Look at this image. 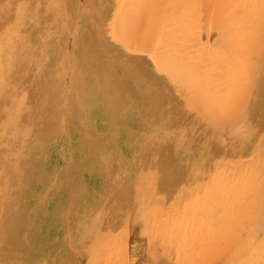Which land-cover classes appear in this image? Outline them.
<instances>
[{
	"label": "rangeland",
	"instance_id": "1",
	"mask_svg": "<svg viewBox=\"0 0 264 264\" xmlns=\"http://www.w3.org/2000/svg\"><path fill=\"white\" fill-rule=\"evenodd\" d=\"M61 1L67 5L64 3V7H61ZM61 1L0 0V20L7 18L6 11L11 8L14 10L31 4L29 13L34 8L36 10L38 5L42 9L48 8L45 18L55 17L51 18L56 33L65 35L68 42L64 49L55 50L43 61L39 54L33 53V60L30 59L25 71L26 74L28 72L27 76L22 75V78L14 80V74L11 73L0 79V264H75L76 261L81 264H161V261L162 264H214L213 252L216 250L218 253L214 254L222 256L223 250L228 247L240 249L236 252L237 256L232 257L237 264H264V234L258 236V241L255 240L264 217V159H243L237 165L222 167L220 161L202 156L204 151L200 149L201 157L208 158L204 160L206 165H202V159L197 156L188 157L183 149L201 143L192 142L193 136L179 128L181 119L178 114L185 112L180 104L187 99L193 108V103L200 101L203 104L201 100L209 98V107L204 110L203 107L207 105H202V109L208 110L205 112L207 114L217 113L225 106L223 101L226 98L210 95L201 100L197 98V101L194 97L196 101L190 103L194 101L193 97L190 101L188 96L176 94L173 86L169 89L161 81L162 77L158 78L157 68L154 69L157 62L152 59V50L149 51L154 46V56H157L155 59L160 64L157 66L158 71L164 78L163 74H169L173 68L182 75L181 65H176L180 66L178 71L175 69L178 67L172 65L173 60L176 62L181 59L179 63L183 61L187 64L185 68L190 67V72L194 74L189 84H195L198 83L197 73L205 72L219 60L223 65L220 69L215 66L211 69V81L215 82L216 76L220 75L222 82L226 79L223 86L227 87L226 81L229 85L234 73L233 80L246 82L254 71L253 63L246 58L251 57L259 46L253 44L256 31L251 28V15L255 13V7H244L236 16L231 12L235 10L234 6L221 4L216 8L220 19L213 22L201 15L199 2L195 3L194 0L192 5L189 3L191 14L185 20H179L180 13L175 10L176 6L172 7L175 12L167 5L166 11H158L155 15L156 21L161 20L165 25L158 23L162 38L157 37L155 45L152 43V47L150 44V47L145 48L148 50L144 58L137 60L121 57L111 44L114 45L120 39L125 41L126 36L135 38L138 35L136 27L139 30V26L136 22L141 21L144 14L143 18L140 15V19L132 8L135 12L136 9L140 11L150 3L149 0H138L139 3L137 0H118L116 11L121 15L110 21L107 20L109 0ZM150 1L159 6L169 2ZM59 12L65 25L61 24ZM122 13V23L128 22L127 25L136 31L129 36L132 29L123 25L127 29L121 26L126 31L122 34L126 35H119L120 38L116 40L119 34V31L115 32L119 28L116 21L123 17ZM127 14L131 16L127 17L128 21L125 19ZM133 14L140 20L136 16L132 18ZM103 22L106 25L105 37L99 31ZM113 22L117 24L116 27ZM221 25L224 26L222 36L215 35L214 41L206 46L208 29L213 30ZM167 27L169 31L172 28L182 31L184 36L177 35L166 40L164 34ZM190 27H193V31L186 33ZM216 39L220 42L215 47L213 44ZM10 43H14L11 29L0 32V56L2 52H10ZM244 58L246 64L242 62ZM162 65L165 66L164 72L160 71ZM166 66L172 70L170 68L169 72ZM13 80L10 86L9 82ZM180 83L177 80L176 85ZM215 103H218L219 109L211 106ZM157 116L166 128H158L151 123L156 121L153 117ZM182 119L190 124L192 118L186 116ZM246 122L241 134L248 135L247 141L250 142L253 132L250 135L248 118ZM254 129L256 132L258 128L252 123V131ZM154 130L163 131L156 135L163 136L165 140L170 132L174 140L182 139L179 143L169 145L163 140L152 142ZM240 141H244L242 136ZM203 144L210 147L216 143ZM195 150H188L187 154L192 156ZM218 151L225 157L223 150ZM175 178H179L180 183L176 191L169 193L166 182ZM220 178H223V182ZM219 184L221 187H217ZM162 186L166 188L164 191ZM251 186H255V190L248 189ZM216 188L219 189L216 191ZM239 194L241 198L237 199ZM128 195H133L136 208L129 206L132 199ZM257 204L262 206L260 210L255 209H258ZM214 205L218 207H214L216 211ZM244 206H247V215H252L253 222L246 221L248 225H245V219L250 220V217H242L243 222L238 217L245 214L242 212ZM233 209L241 211L234 213ZM249 209H253L251 212H260L255 211L253 214ZM231 212L237 214L236 225L238 221H241V226L245 225L241 227L243 231H240V226L236 228L240 236L235 233L237 235L234 237L232 232L229 234L234 240L230 236L227 238L232 231L228 229L236 226L231 225L233 223L230 220L235 218ZM257 215L259 217L255 219ZM226 216L229 219L225 220L228 218ZM249 222L257 228L249 226ZM204 224H210V231L206 225L203 228ZM249 228L252 229L251 235L248 233ZM204 233L208 237H203ZM201 236L205 240L200 239ZM221 236L223 238L220 239ZM136 238L140 239L141 244L131 248ZM243 242L248 243L249 248ZM250 245L252 251L248 254L246 250L250 249ZM224 258L216 264H225L229 254Z\"/></svg>",
	"mask_w": 264,
	"mask_h": 264
},
{
	"label": "bare ground",
	"instance_id": "2",
	"mask_svg": "<svg viewBox=\"0 0 264 264\" xmlns=\"http://www.w3.org/2000/svg\"><path fill=\"white\" fill-rule=\"evenodd\" d=\"M66 1L69 3L72 0H66ZM141 1L144 2V0H141ZM146 1H148V0H146ZM146 1H145V4L147 3ZM194 1H195V3L199 2V8L198 9H199L201 15L202 16L203 15L206 16V18L209 17L213 22H214L215 19L218 20V18H219V17H217V14H219V13L216 11V8L219 5H221V4L226 3V4L230 5L231 7L234 6L235 7V10L232 9L231 12L233 13V15H236V16H238V12H242L241 11L242 8L246 7L247 9H249V6H252V7L254 6L255 7V13L253 14L254 16L251 15L252 16L251 17V19H252V21H251V24H252L251 25V28H252V31L253 30L256 31V32H254L255 37H254V40H253V44L254 45L255 44H258L259 46L257 45L258 48L256 47L257 50L254 51V53L252 51L253 55L252 56L250 55L251 57H249V58L247 57L246 58L247 61H248V59H250V61L253 63V68H254L253 70L254 71L252 69L251 70L253 72L248 71V72H251V78L246 79V82H242V81H240V79L239 80L238 79L237 80H233L232 77H234L233 76L234 73L233 74L231 73L232 74L231 79L233 81L231 79H229V82H230L229 85H228V81H226L227 87H224L223 86V84H225V80L226 79L225 80L223 79L224 81L222 82L221 81V78L222 77L220 78V75L219 74H217V75H219V77L216 76L215 82L214 81H211L209 79L210 73L212 72V70H213L212 68L214 66L217 67V68H219V69L222 67L223 63H219L220 62L219 60H218V62L215 61L214 66H212L211 68H207L205 72H199V73H197V77L196 78H197L198 83L196 82L195 84L194 83L193 84L192 83L189 84L190 83V80L189 79H191L192 77H194V74H192L190 72V70H192L190 67H187L188 70L185 68V65H187V64L183 63V61L181 63H179L181 61V59H179L176 62H174L175 60H173V62H172L173 64L172 63L171 64L172 65L175 64L174 66L175 67H178V68H175V69H177V71L181 68L180 69V72H181L182 69H183V73H182V75H180L179 71L177 73L176 70H174V68H173V71H171L172 68L169 67V66L168 67L166 66L167 67V70H169V72L170 71L171 72L169 74H166V75L163 74L166 77V78H164L159 73V71H158V69H159L158 67L160 66V64L157 61L158 59H155L157 56H154V54H155V52H154L155 50H153L154 49V46H153L152 49L149 50V51L152 50V52L154 53L153 54V57L154 58L152 57V55L150 57H152V59L155 62H157V65H155L156 67L154 69L157 68L156 69V72L158 73L157 74L158 75V78L159 77H162V80L161 81L164 82L169 89L173 86L176 94H179L180 96H185L186 98L188 96V98H191L190 101H192V97L193 98L195 97L196 99L199 98L201 100V98H204V97H207L208 98V96H210V95H213V96H216V97L218 96V97H220V99L221 98H226L225 99L226 101H223V104L225 106H223L222 108H220V107L217 106L218 103L217 104L215 103L214 106H213V104L211 105L212 107L217 106L218 109L220 108V111L217 112V113H215V112H208L209 114L205 113L206 111H208V110H206V111H204V110L207 109V107H209L208 104H207V103L210 102V101L207 102V100L209 98L206 99V100H205V98L202 99L201 102L203 101V104L202 103L200 104L199 103L200 101L199 102H196L197 104L199 103V105H197L196 103H193V102L196 101L195 98L193 99L194 101H192V102L189 101L190 103H193L194 104L195 107L193 106V108H191L190 104L186 101L187 99L183 102V104L182 103L180 104L181 107H182V109L185 112L181 111L178 114V118L181 119L180 120V123H179V128L181 129V131L188 132L189 133V136H193V138H191L192 139L191 140L192 142H200L201 143V145H199V146L189 145V146H187L186 149H183V151H184V153L188 157L197 156V157L201 158L202 159V163H203L202 165H206L204 163V160L205 159H208V158L201 157V154H200L201 151H204L202 153V156H208V157L214 158L215 160L220 161L219 164L222 167L228 166V165H237L238 162H240L243 159H246V161H248V160H250L252 158H263L264 159V28H263V26H264V0H243V2L242 1H238V0H194ZM121 2H122V0H121ZM139 2L140 1H138L137 3H139ZM149 2H150L149 4L147 3L145 5L144 9L142 7L143 12L141 11L142 9H140V11H139V9H136L137 12H135L134 11L135 9L132 8L133 12L134 13H137V15L139 17H140V15L142 17L143 14H144V18L142 17L143 19L141 21H139L138 23L136 22V20L139 19L138 16H136L134 14L132 15V18H134L133 16H136V18H137L135 20V22H136V25L139 26V30H138V28L136 27L135 24H132L133 21L130 22V24H132L133 26L136 27L137 31L139 32L138 35H136L135 38L126 36L125 37V41L122 40V39H120L121 41L118 40L116 43H114V45L111 44V47H113L115 49V52L116 53H119L121 57L124 56V57H129V58H135L137 60H142L144 58V53H146L147 50H148V49H145V48L148 47L150 44H151V47H152V43L155 45L156 42H157V37L162 38V36L160 35L162 32L160 31V28L158 26V23L160 24L161 20H159V22H158V20L156 21L155 15H156V13H158V11L159 12L162 11V10H165L166 11L165 6L170 5V9H172V10H174V8H172V7L173 6H176L175 7L176 8L175 10L176 11L178 10L177 13H180L179 14V17H180L179 20H185L191 14L189 10L191 9L190 4L192 5V0H172V1L169 0L168 3L165 2L164 4H162L160 6L159 5H156V2L155 3H151L150 0H149ZM64 3H66V2H64V1L62 2L61 1V3H60L61 7H64ZM109 3H110V12L107 14V20L108 21L114 20V18L116 19L117 17H119V15H121V14H119L116 11V8L118 6V0H109ZM120 4H119V6H120ZM66 5H67V3H66ZM131 5H132V3H131ZM135 5H136V3H135ZM138 5L139 4H137V7H138ZM128 6H130V5H128ZM132 6L134 7V4ZM31 7H32V5L30 4V5H26V6H21L19 8H14V10H13V8H11V9H9V10L6 11L7 12V15H6L7 18L0 20V32H2V31H8V30L11 29V31L13 32V41H14L13 45L10 43V52L8 51L7 54H4L5 52H2L1 53V56H0V79H3V78L8 77L9 75H11V73L14 74V80L16 78H19V77L22 78V75L23 76L24 75L27 76L28 72L26 74L25 71H27V69H28L27 66L29 64L30 59H31V61L33 60L32 57H31V55L33 53L39 54L41 56L40 57V60L43 61L44 59H48L49 56H50V54L53 53L55 50L59 51V49L60 50L61 49H64L65 48V44L68 43L67 42V38L65 37V35L61 36L62 34L61 35H58L56 33V30L54 29V27L52 25V18H51V17H53V18H55V17L54 16H51V17L49 16V17H47V19L45 18V16L48 15V8L42 9V6L41 5H38V7H36V10L34 8V10L29 13ZM16 9H17V11H15ZM118 10H120L119 7H118ZM61 12H59L60 13V20H62L61 24L63 25L64 23H63V17L61 15ZM116 12H117V16H115L116 15ZM231 12H230V14H231ZM126 13H128V11ZM128 14L131 15V13H128ZM128 14H127V16L125 18L127 21H128L127 17L129 16ZM163 14H164V12H163ZM122 16H123V13H122ZM129 17L131 18V16H129ZM141 17H140V19H141ZM223 17H225V16H223ZM123 19H124V16L122 18L121 17L118 18V22L116 21V23H118V27H119V28H116L117 31H115L116 29L114 28V26L115 25L117 26V24L113 22L114 23V26H113L114 31L116 33H118V31H119V34H117V35L113 31L114 32V35H116V40H117V37L120 38L119 35L120 36L122 35V37H124L126 35V34L125 35H123V34H124V32L126 33L125 30L127 29V27H125V26L128 24V22L125 20L127 22V24L124 23V22L122 23ZM158 19H160V18H158ZM54 20L56 21V19H54ZM131 20H133V19H131ZM228 21L229 20H227V22ZM237 21H239V19ZM120 22L122 23V25H120ZM135 22H133V23H135ZM161 24H162V22H161ZM174 24L175 23H172V25H174ZM123 25H125V26L123 27ZM162 25H164V24H162ZM224 25H226V24H224ZM98 26H99V24H98ZM121 26L125 30H123ZM127 26H130V25H127ZM164 26L161 27L163 30H164V28H163ZM222 26L223 25L216 26L213 30L210 29L211 31L208 29L209 32L207 33L206 46H207V43H208V45L211 44V42H212V40H213V38H214L215 35H218L219 37L222 36V33L224 31V26L223 27ZM99 28H100L99 31H101V33H102V37H105L104 36V32H105V29H106L105 23L103 22L99 26ZM120 29H122L123 31L120 30ZM128 29H132V26L128 27ZM133 30L134 29H132L131 31H129V34H128L129 36H131V32H135L136 31V30L135 31H133ZM165 31H167V32L166 33L163 32V34L165 33L164 34V38H166V40L169 39V38H174L177 35H183L184 36V33L182 31L178 30V29H174L173 30V28H172L169 31L168 30V27H167V29H165ZM192 31H193V27H190V28H188L186 30V33H190ZM204 32L206 33V31H204ZM132 36H134V35H132ZM61 37H64V39L62 40ZM99 41L101 42V40H99ZM218 41L220 42L219 39H216L213 45L215 46V44ZM163 42H165V41H163ZM225 42H226V40H225ZM4 45L5 46H8V43H5ZM105 46H107V45L105 44ZM105 46H104V50L106 49ZM111 50H112V48H111ZM209 50H210V48H209ZM252 50H253V48H252ZM112 51H114V50H112ZM224 52H226V51H224ZM226 53H228V52H226ZM150 54H151V52H150ZM205 54L208 55V53H205ZM209 54H210V52H209ZM241 58H243V57H240V59ZM125 59H128V58H125ZM153 60H152V62H153ZM244 61H245V58L243 59L242 62H244ZM155 62H154V64H155ZM244 63L246 64V62H244ZM176 65H181V67L180 66H176ZM234 66L236 67L237 65H234ZM249 66H252V65H249ZM162 67H163V69H162ZM164 68H165V66L162 65L160 67V71L161 72L162 71L164 72ZM170 68H171V70H170ZM225 68H227V67H225ZM165 71H166V69H165ZM184 71L185 72L187 71V72L184 73ZM214 74H216V73H214ZM228 76H231V75L229 74ZM228 78H230V77H228ZM14 80L9 82L10 83V86L14 83ZM177 80L181 81L182 84L180 83L179 85L178 84L176 85ZM244 80H245V78H244ZM193 81H194V79H193ZM18 85H19V83H18ZM198 86H199L200 89L198 88ZM2 89H3V87H2ZM199 99H197V101ZM174 102H175V100H174ZM171 103H172V101H171ZM202 105L203 106L207 105V106L204 108ZM211 106H210V108H211ZM35 107H33V112H34V108ZM196 107H197V109H195ZM202 107H203L204 110L202 109ZM212 109L213 108H211V110ZM216 109H214V111ZM209 111H210V109H209ZM186 116H188L189 118H192L190 124H187L186 120L185 119H182V118H184ZM174 117H176L175 114H174ZM153 118L156 119V121H152L151 122L152 124H154L155 126H158V128L159 127L160 128H166L163 125L164 123L159 120V118H160L159 116L153 117ZM247 118H248V120H250V124H249L250 125V128H251L250 131H249L250 135L253 132V134H252V140H250V142L247 141L248 137H246V136H248V135L241 134L242 131L244 130L245 126H246V123H247L246 120H247ZM252 119L255 120V121L252 122ZM252 123H255L256 124V127L258 128V129H256V132H255V129L252 131ZM169 130H171V129H169ZM160 132H163V131H157V130H154L153 131V134H152L153 136L151 137V139H152L151 141L152 142L153 141L160 142L161 140H163V141H165V143H168L167 145H169V144H171L173 142L179 143L181 141V139H182V138H179L177 140H174V138H172V136H171V133L172 132H170L168 138L166 137V140H165V139H163L164 138L163 136H157L156 135V134H159ZM197 135H199V136H197ZM240 135L242 136V138H243L244 141H240V137H241ZM189 141L190 140H188V142ZM203 143H216L217 145L216 144H213L212 146L207 147V144H203ZM191 149H196L194 151V153L192 154V156H190V155L187 154L188 150H191ZM199 149L201 151H199ZM218 149L223 150V152L225 153V157H223L222 154L220 155V152L218 151ZM240 152H241V154H240ZM239 154H240V156H239ZM232 174H233V172H232ZM231 176H233V175H231ZM243 176H244V174H243ZM247 176L249 177V175H247ZM181 177L183 178V175ZM217 179H215V180H217ZM222 179H221V181L223 182ZM231 179H232V177H231ZM256 180H258V179L256 178ZM217 182L218 181H216V183ZM263 182H264V180H263ZM166 183H167L166 188H168V192L169 193H172V192H174V191L177 190L178 185H179L180 182H179V178H175V179H172V180H170V181H168ZM253 184H254V182H253ZM249 185H251V184H249ZM163 187L164 186H162V189L164 191V189H166V188H163ZM217 187H221L220 184ZM225 188H226V186H225ZM249 188L252 189L253 186L248 187V189ZM218 189L219 188H216V191ZM253 189L255 190V186H254ZM256 189L259 190L260 189V186H259V189L258 188H256ZM227 190L228 189H226V191ZM229 190H231V189H229ZM257 190H256V192H257ZM224 192H225V189H224ZM256 192H251V193L257 194ZM259 192H260V190H259ZM225 193H227V192H225ZM128 196H129V199H132L130 201V203H129V206L130 207H133L134 206V208H136L137 203H136V200L132 197L133 195L132 196L131 195H128ZM206 196H208V195H206ZM228 196H229V194H228ZM236 196H238V195H236ZM240 198H241V195H240V197L239 196L237 197V199H240ZM261 198H263V197H260V199ZM2 199H3V197H2ZM217 199H218V197H217ZM252 200H254V199H252ZM234 201H236V200H234ZM239 201L240 200H238V204H239ZM230 203L231 202H229V204ZM232 203H236V202H232ZM259 203H262V201L259 202ZM225 204H226V202H225ZM215 205L213 206V208L215 207ZM231 205H234V204H231ZM257 205H259V204H257ZM221 206H219V207H221ZM247 206H249V205H247ZM247 206L246 207L244 206L245 209H243L244 211H242L245 214H240V216L238 215V217H240L239 219H242V217L246 218L245 215H247L246 212H248ZM255 206H254V208H255ZM259 206H256V207H258V209L257 208H255V209L256 210H260V208L262 206H260V207ZM70 207H72L71 204H70ZM227 207H228V201H227ZM229 207H230V205H229ZM234 207H235V205H234ZM236 207L238 208V205ZM215 208H214V210H215ZM250 208H252V207L250 206ZM218 210H221V209H218ZM222 210H223V208H222ZM238 210L239 209H237L236 211H234V209H233L234 213H236ZM250 210L252 211L253 209H249V211ZM239 211H241V210H239ZM251 211H250V213H253L254 212L253 214H255V211H253V212H251ZM226 212H225V214H226ZM257 212L258 211H256V213ZM234 213H232V214H233V218L234 217L236 218V219L234 218L236 221H234V219H232L233 222L230 220V222L233 223V224H231L232 226H235L237 224V218H238L237 217V214H234ZM212 214L214 215L213 212H212ZM229 216H226L228 218H225V220L229 219ZM262 216H264V206H263V209H262ZM224 217H223V219H224ZM247 217L249 218L250 215L249 216L247 215ZM251 217H252V215H251ZM251 217H250V220L249 219H247V220L245 219V223H246L245 225H248V222H246V221H251ZM258 217L259 216L257 215V217H255V219H257ZM139 218L140 217H137V219H139ZM243 220L244 219H242V222H243ZM262 221H263V225L261 223L258 226L259 233L257 235V238L255 236V238H256L255 240L256 241H258V239H259L258 236H261V234H264V217H263ZM238 222L241 223V221H238ZM251 222H253V221H251ZM251 222H249V226H251ZM239 223L235 227H231L230 229H228V231H230V230H232V231H230V233H228V231H227V233H228V236H227V233H226L227 238L230 236L229 234H231V232H232L231 235L233 236V234H234V237L237 234H239V236H240V234H241L240 231H243L242 230L243 228L241 229V227H243V226L245 227V225L243 224V226H241L242 223L241 224H239ZM254 223H256V222H254ZM207 224H204L203 228H205L207 226ZM18 226L19 225H17V227ZM208 226L210 227V224ZM208 226L206 227L207 230H209ZM237 226L238 227L240 226L239 227L240 228V231L238 230L239 233L236 232V230L238 229ZM251 227H253V228L255 227V226H253V223H252V226ZM255 228H257V227H255ZM245 229H244V231H245ZM250 231L252 232V229L249 230V232H248V233H250L249 235H251V232ZM256 231H257V229H256ZM135 232H136V230H135ZM143 232H145V230ZM215 232H213V235H214ZM235 233H237V234L235 235ZM256 233H254V234H256ZM204 234H202L203 237H205V238L208 237V235L206 236V234L205 235ZM210 234H212V233H210ZM254 234H252V235H254ZM202 236L200 237V239L201 238L203 239ZM205 238L203 240H205ZM219 238L221 239L223 237L221 236ZM230 238L234 240V238H232L231 236H230ZM102 243L103 242H101V244ZM212 243H213V241L211 242V244ZM140 244H141L140 239L136 238L135 239V243L131 244L130 246L132 248V247L139 246ZM243 244H246V243L243 242ZM243 244H241L240 246H242ZM247 244H246V246H247V248H249V246ZM251 249H252V245H250V249H247L246 250V251H248L247 252L248 254L251 253V251H252ZM253 249H254V246H253ZM239 250L240 249L238 247L236 249H234V250H232V248H230V247L225 248L223 250V255L222 256H218V254H216V253H218V251L216 252V250H215L214 252H216V253L214 254V252H213L214 255L211 253L212 254V257H213L212 260L214 262L216 261L218 263V260H220L222 257H225L226 258L227 255L229 254V258H228V260H227V262L225 264H231V263L232 264H237V261H235V259H233L234 258L233 256H237L236 255V252L239 251ZM249 250H250V252H249ZM129 251H130V249H129ZM231 251H232V253H231ZM261 251H262V249L260 248V252ZM240 252H242V251H240ZM240 252H239V254H240ZM248 254H246V255H248ZM248 256H250V255H248ZM255 257H256V255H255ZM247 258L249 259V257H247ZM254 258H252V259H254ZM170 259L173 260V258H170ZM222 261H223V259H222ZM216 262L214 264H216ZM75 264H81V262L80 261H76ZM161 264H162V261H161Z\"/></svg>",
	"mask_w": 264,
	"mask_h": 264
}]
</instances>
